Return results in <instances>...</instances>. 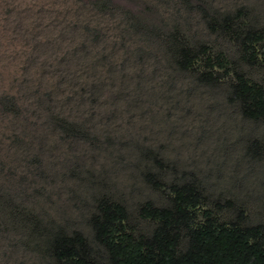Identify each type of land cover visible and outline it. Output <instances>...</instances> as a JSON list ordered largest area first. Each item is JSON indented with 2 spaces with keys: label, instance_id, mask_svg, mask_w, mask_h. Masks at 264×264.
<instances>
[{
  "label": "rangeland",
  "instance_id": "374dc122",
  "mask_svg": "<svg viewBox=\"0 0 264 264\" xmlns=\"http://www.w3.org/2000/svg\"><path fill=\"white\" fill-rule=\"evenodd\" d=\"M247 30L264 32V0H0V264H54L52 240L75 232L111 264L100 200L148 238L159 222L141 207H172L174 184H195L221 221L264 225V121L233 97L236 72L264 87ZM182 43L199 51L189 69ZM219 54L227 68L206 64Z\"/></svg>",
  "mask_w": 264,
  "mask_h": 264
},
{
  "label": "trees",
  "instance_id": "16d2710c",
  "mask_svg": "<svg viewBox=\"0 0 264 264\" xmlns=\"http://www.w3.org/2000/svg\"><path fill=\"white\" fill-rule=\"evenodd\" d=\"M239 41L244 60L251 64L264 60L263 31L247 30L240 35ZM198 55L199 51L182 43L177 49L176 63L189 69L196 65ZM206 64L213 68H227L222 54L210 55ZM235 74L233 97L241 102L243 115L264 121V87L241 73ZM202 76L206 80L223 77L213 71L203 72ZM75 79L76 84H81L80 78ZM93 79L96 83L95 75ZM97 88L102 91L100 85ZM11 100L21 112L25 101L20 102L13 96ZM5 102L0 100V109ZM18 116L14 114L13 118ZM170 193L172 207L155 206L151 202L141 207L142 217L159 222L148 238L135 236L128 230V212L123 204L108 198L100 200L91 221L95 238L107 249L111 264H264L263 224L244 226L239 219L221 221L211 210L204 209L206 199L195 184L171 185ZM183 229L188 230L189 244L180 252ZM89 250L81 232L58 235L51 243L54 264H95Z\"/></svg>",
  "mask_w": 264,
  "mask_h": 264
}]
</instances>
